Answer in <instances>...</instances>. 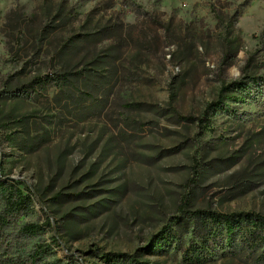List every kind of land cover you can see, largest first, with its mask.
<instances>
[{"label": "rangeland", "instance_id": "374dc122", "mask_svg": "<svg viewBox=\"0 0 264 264\" xmlns=\"http://www.w3.org/2000/svg\"><path fill=\"white\" fill-rule=\"evenodd\" d=\"M263 81L264 0H0V178L34 199L11 235L45 228L14 252L257 264L238 240L182 253L193 212L264 216Z\"/></svg>", "mask_w": 264, "mask_h": 264}, {"label": "trees", "instance_id": "16d2710c", "mask_svg": "<svg viewBox=\"0 0 264 264\" xmlns=\"http://www.w3.org/2000/svg\"><path fill=\"white\" fill-rule=\"evenodd\" d=\"M248 65L249 62H247L246 68ZM246 71L247 69L242 72L245 74ZM249 79L247 78V80ZM51 83L66 86L70 83V74L65 73L58 79H54L52 76L34 79L32 84L33 89H44ZM177 118L183 122H198L201 126L209 124L206 118L194 119L181 116ZM188 202V197L182 201V211L187 209ZM33 203L32 195L25 194L17 183L6 182L0 178V264H72L70 261L65 262L59 259L48 260L47 256L52 254V248L49 247L40 246L28 254L14 252L15 247L21 246V240L29 236H36L45 229L41 225L25 224L16 235H11V230L19 217L34 212ZM192 215L198 217L201 229L197 232L198 241L192 243L182 253L184 261L189 263L204 261L209 252L210 242L224 239L225 243L230 245L228 249L230 253L233 252V248H237L235 241L238 240L247 252L252 255L258 254L257 264H264V216L251 212L220 214L199 211L193 212ZM44 224L47 228L52 226L49 219H46ZM52 242L57 244L54 239ZM120 256L115 259H107L106 264H152L148 261L138 260L133 256Z\"/></svg>", "mask_w": 264, "mask_h": 264}]
</instances>
